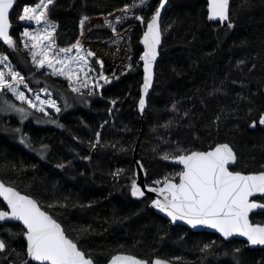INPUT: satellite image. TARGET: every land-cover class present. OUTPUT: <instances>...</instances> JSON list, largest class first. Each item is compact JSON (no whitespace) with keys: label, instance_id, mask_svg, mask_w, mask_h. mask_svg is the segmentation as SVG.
<instances>
[{"label":"trees","instance_id":"trees-1","mask_svg":"<svg viewBox=\"0 0 264 264\" xmlns=\"http://www.w3.org/2000/svg\"><path fill=\"white\" fill-rule=\"evenodd\" d=\"M38 2L17 0L11 17L16 48L0 42V55L7 56V64L33 89L28 92L21 85L26 95L34 98L46 87L48 94L40 92L41 98L54 99L61 108L59 113L49 108V115L32 111L58 116L60 121L57 127L29 121L16 135L11 130L13 117L0 114V179L40 201L98 264H106L117 253L149 262L160 257L176 264H264V248L173 225L150 208L152 197L131 194L136 149L150 186L178 170L163 159L165 152L182 154L177 148L205 151L229 143L238 158L234 170H264V127L259 124L264 114V0H232L234 27L210 21L206 0H169L155 84L144 116L138 103L146 25L135 17L149 20L160 0H146L145 6L140 0H54L48 17L56 25L57 46L68 48L79 41L95 53L89 58L93 71L88 73V87L81 93L72 91L75 81L70 85L65 77L38 69L24 48V29L34 31L43 25L19 16L23 7ZM133 3L137 7L122 11ZM0 69L7 71L5 65ZM100 74L109 82L99 80L102 87H94ZM75 96L93 98L90 108L63 114V99ZM0 99L22 105L11 92L0 94ZM21 135L30 139L31 147L21 142ZM42 145L48 146L44 155L38 152ZM49 204L56 207L48 208ZM4 205L0 198V207ZM251 219L264 223V211ZM6 230L18 235L0 251V264H36L27 256L22 225L0 224L5 239ZM205 245L211 247L205 250Z\"/></svg>","mask_w":264,"mask_h":264},{"label":"snow or ice","instance_id":"snow-or-ice-1","mask_svg":"<svg viewBox=\"0 0 264 264\" xmlns=\"http://www.w3.org/2000/svg\"><path fill=\"white\" fill-rule=\"evenodd\" d=\"M16 2L17 0H0V40L12 48H16V41L10 35L12 23L9 14ZM53 3L54 0H39L35 6L23 7V14L19 16V20L43 25L42 28L34 31L24 29L22 33L26 38L24 48L29 50L32 63L38 69L51 70L52 75L65 77L70 85L75 81L72 91L81 93L82 87H88V73L93 71L89 58L95 56V53L84 49L79 41L68 48L57 46L54 38L56 25L48 17L49 6ZM167 3L168 0H160L159 6L147 21L142 15L135 17L146 25V31L143 33V44L146 50L140 57L145 73L143 84L145 97L152 87L153 68L162 42L161 10ZM145 5L146 0H140V6ZM135 7L137 5L133 3L122 11L128 12ZM208 10L210 20L227 22L229 27H234L230 19V0H208ZM122 19L123 17L117 18V23ZM108 23L111 24L110 21ZM81 27H83V21H81ZM115 30L113 27V31ZM74 49L76 51L73 55L71 53ZM7 60V56L0 55V65L7 67V71L0 69V94L6 95L11 92L16 100L22 105L26 104L27 107L17 106L5 100L6 107L3 111H15L20 114L22 120L32 115V110L44 115L50 114L49 108L57 113L61 111L54 99L41 98L40 92H44L46 96L48 94L46 87L35 92L34 98L26 95L25 91L21 90V85L28 92H33V89L28 87L24 76L19 71L7 64ZM98 63L103 66V61ZM99 80L109 82L106 76L100 74L94 87H102L98 83ZM112 103L115 104V101ZM145 104L146 100L141 98L139 100L141 112L144 111ZM173 107L175 108V105ZM51 122L57 123L55 120ZM255 124L256 122L253 121L252 126L255 127ZM259 124L264 125V115L261 116ZM60 126L63 127V125ZM14 131L20 133L21 129L17 128ZM96 137V144H98L100 133H96ZM21 142L31 147L30 139L24 135H21ZM89 144L95 147L91 141ZM47 150L48 146L42 145L39 151L41 155H44ZM177 153L182 154L165 152L163 159L176 160L183 166L182 170L175 173V176H165L163 180H155L153 183L157 186L147 188L137 184L133 178L132 196L144 197L146 191L157 193L158 198L152 200L153 206L166 213L173 223L183 221L192 228L206 226L215 229L224 238L240 236L245 237L250 245L264 246V223L250 219V214L254 210H264V203L252 199L257 194H261L258 199L264 200V170L249 174L234 170L233 166L237 164L238 158L229 143H218L205 151L177 148ZM86 158L91 159V157ZM116 175H119V172ZM145 175H147L146 172ZM0 197L6 202L3 207H0V224L11 221L22 222L24 231L20 234L26 237V252L32 261L37 264H98L96 258L82 247L78 238L70 237L71 230H66L36 198L23 194L4 179H0ZM47 207L53 208L56 204H49ZM6 235L7 239L4 235H0V251L8 249L10 241L18 234L6 230ZM210 247L211 245H205V250ZM236 251L239 252L240 249L237 248ZM24 264L28 262L25 261ZM108 264H150V262L148 259L121 253L112 255ZM152 264H170V261L157 257Z\"/></svg>","mask_w":264,"mask_h":264},{"label":"water","instance_id":"water-1","mask_svg":"<svg viewBox=\"0 0 264 264\" xmlns=\"http://www.w3.org/2000/svg\"><path fill=\"white\" fill-rule=\"evenodd\" d=\"M206 1H207V3H208V0H206ZM168 2H169V0H168ZM15 5H16V4H15ZM15 5H14V7H13V10H11V11H10V14H9V15H10V21H11V23H12L11 17H12V14L14 13ZM167 5H168V3L165 5V8H164L163 10H161V28H162V18H163V16H164L165 11H166ZM231 5H232V0H230V15H231ZM208 11H209V10H208ZM209 20H210V19H209ZM210 21L215 22V23H217V22H221V21H219V20H210ZM221 23H222V24H226L227 22H221ZM12 30H13V24H12V28L10 29V35H12ZM0 42H4V41H3V40H0ZM141 45H142V47H143V52H144L146 49H145V46H144V44H143V37H142V39H141ZM162 46H163V31H162V42H161V45H160V47H159V49H158V51H159V55H158V57H157V60H156V62H155L154 68H153L154 75H153L152 87L149 89L148 95H147L146 97L144 96V93H143V84H144V76H145V73H144V71H143V81H142V85H141V95H140V99H141V98H144V99L146 100V104H145V108H144V111H143V112L140 111V109H139V103H138V110H139V113H140L142 116H144V114H145V111H146L147 106H148V100H149L150 94L152 93L153 88H154L155 79H156L157 65H158V62H159V60H160V53H161V48H162ZM142 55H143V54H142ZM141 61H142V60H141ZM142 64H143V61H142ZM140 99H139V100H140ZM263 115H264V114H263ZM263 127H264V125H263ZM137 156H138V152H137V149H136L135 152H134V161H135V166H136V174H135L136 180H135V181H136L137 184H140L142 187H145V188L150 187V185H148V184L146 183V175H145V172H144V168H143V166L141 167V163H140V161L137 159ZM167 162L170 163V164H172V165H175V166L179 165V166H181V167L183 168V166L180 165V164H179L176 160H174V159H168ZM235 166H236V165H234L233 168H234ZM245 174H249V173H245ZM260 195H261V194H257L256 196L252 197V199H258V197H259ZM145 196H150V197H152V200L158 198V194H157V193L147 192V191H146ZM0 198H1L2 201H3V198H2V197H0ZM33 198H34V197H33ZM257 202L263 203V202H261V201H259V200H257ZM3 203L6 204L5 201H3ZM150 208L153 209L156 213L162 215L164 218H166L168 221L171 222V218L168 217V216L166 215V213H163V212H161L159 209H156V208L153 206L152 201H151V203H150ZM262 211H264V210H260V209L254 210V211L250 214V219H251V215H252V214H254V213H258V212H262ZM12 222H13V223H19V224L22 225V222H19V221H11V222H5V223H12ZM171 223H172L173 225H175V224H181V225H184V226L188 227L189 229H191V230H193V231H208V232H212V233H215V234L219 235L220 237H222V238L225 239V240L241 239V240H244L245 242H247L245 237H240V236H236V237H232V238H224V237L222 236V234H220L218 231H216L215 229L208 228V227H206V226H198V227H196V228H192L190 225H187L186 222H183V221H177V222H175V223H173V222H171ZM3 224H4V223H3ZM22 227H23V225H22ZM25 241H26V237H25ZM26 242H27V241H26ZM248 245H249L250 247L264 248V246H260V245L253 246V245H250L249 243H248ZM117 254H121V253H117ZM123 254H129V253H123ZM115 255H116V254H115ZM129 255H133V254H129ZM135 256H136V255H135ZM137 257H138V256H137ZM138 258H140V257H138ZM140 259H141V258H140ZM153 261H154V260H153ZM34 262H35V261H34ZM35 263L37 264V262H35ZM106 264H108V262H107ZM150 264H152V262H150ZM170 264H176V263L170 261Z\"/></svg>","mask_w":264,"mask_h":264},{"label":"rangeland","instance_id":"rangeland-1","mask_svg":"<svg viewBox=\"0 0 264 264\" xmlns=\"http://www.w3.org/2000/svg\"><path fill=\"white\" fill-rule=\"evenodd\" d=\"M6 99H0V114L2 115H8V116H12L14 119V127L15 129L20 128L22 129V127L28 123L29 121H33L36 125L38 126H53V127H57L59 125V118L58 116H53V117H43V116H38L36 115L33 111V114L30 115L26 120H22L20 114L16 113L15 111H3V109L6 107V105L4 104V101ZM93 98H86V97H79V96H75L72 98H64L63 102H64V106H65V112H63V114H65L67 111L76 109V108H84V109H89L91 106ZM8 101V100H7ZM11 104H15L11 101H8ZM17 105V104H16ZM17 106H23V105H17ZM26 107V106H23ZM8 112H12L13 114H10ZM55 120L57 123H52L51 121ZM39 121V122H37ZM16 135L17 132L14 131V129H11ZM27 145V144H26ZM28 146V145H27ZM29 147V146H28ZM40 150V149H39ZM38 150V152H40ZM178 170H173L171 172L170 175H164L163 177L159 178L160 180H163V178L165 176H175V173L179 172L180 170H182V167L177 165Z\"/></svg>","mask_w":264,"mask_h":264},{"label":"bare ground","instance_id":"bare-ground-1","mask_svg":"<svg viewBox=\"0 0 264 264\" xmlns=\"http://www.w3.org/2000/svg\"><path fill=\"white\" fill-rule=\"evenodd\" d=\"M208 18H209V13H208ZM230 19H231V15H230ZM221 23V22H220ZM222 24V23H221ZM227 24V23H226ZM225 25V24H224ZM29 259H31L30 257H29Z\"/></svg>","mask_w":264,"mask_h":264}]
</instances>
